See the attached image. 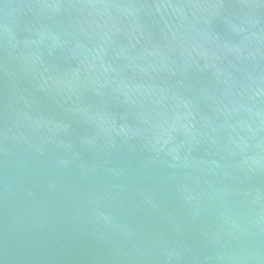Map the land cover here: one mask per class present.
I'll list each match as a JSON object with an SVG mask.
<instances>
[{
	"label": "water",
	"instance_id": "water-1",
	"mask_svg": "<svg viewBox=\"0 0 264 264\" xmlns=\"http://www.w3.org/2000/svg\"><path fill=\"white\" fill-rule=\"evenodd\" d=\"M0 264H264V0H0Z\"/></svg>",
	"mask_w": 264,
	"mask_h": 264
}]
</instances>
